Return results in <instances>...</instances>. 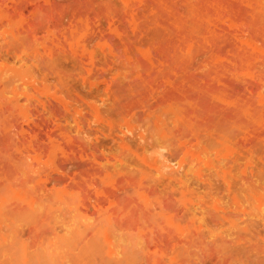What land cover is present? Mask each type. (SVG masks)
Masks as SVG:
<instances>
[{"label": "rangeland", "instance_id": "374dc122", "mask_svg": "<svg viewBox=\"0 0 264 264\" xmlns=\"http://www.w3.org/2000/svg\"><path fill=\"white\" fill-rule=\"evenodd\" d=\"M0 264H264V0H0Z\"/></svg>", "mask_w": 264, "mask_h": 264}]
</instances>
